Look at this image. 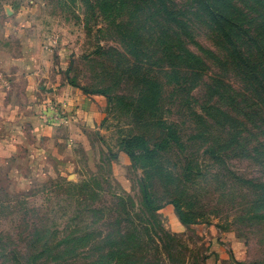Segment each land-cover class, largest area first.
<instances>
[{"label": "rangeland", "instance_id": "374dc122", "mask_svg": "<svg viewBox=\"0 0 264 264\" xmlns=\"http://www.w3.org/2000/svg\"><path fill=\"white\" fill-rule=\"evenodd\" d=\"M259 1L0 0V254L8 250L7 236L18 240L56 201L67 206L70 185L87 184L80 196L95 198L83 207L108 215L117 195L139 219V243L122 249L118 264H264V125L252 109L253 124L232 128L227 120L238 123L228 108L232 94H205L215 74L233 90L241 84L227 72L234 50L221 37L222 30L238 31L221 30L203 9L235 5L241 15L230 9L224 17L252 34L248 21L264 22ZM186 53L198 56L202 74L191 78ZM66 84L102 102L95 127L68 122L55 95ZM214 102L224 115L207 118L199 108ZM223 129L238 132L239 142ZM135 138L165 149L152 160ZM163 172L173 185L156 180ZM147 188L157 215L145 207ZM172 199L176 207L166 203ZM74 201L73 233L66 238L79 254L83 232L94 240L112 219L78 223L80 197ZM66 210L50 223L63 226ZM180 218L189 224L177 232L172 222ZM9 260L1 257L0 264H13Z\"/></svg>", "mask_w": 264, "mask_h": 264}, {"label": "trees", "instance_id": "16d2710c", "mask_svg": "<svg viewBox=\"0 0 264 264\" xmlns=\"http://www.w3.org/2000/svg\"><path fill=\"white\" fill-rule=\"evenodd\" d=\"M261 1V0H260ZM256 2L257 4L261 5ZM264 1V0H263ZM262 7L264 8V4L262 3ZM224 10H230L236 12V15L239 14V10L236 9L235 5L231 3H226V6H221ZM207 15H211L212 22L216 25H219L221 30L223 28H234L238 31V34H233L231 31L226 32L222 30L224 33H221V37L225 43L230 45L231 49L234 50L232 56L233 67H230L227 72H233L236 77H238V81L241 84L239 88H235V90L231 89V87L226 82L223 83L221 78L218 75L210 76V82L205 84V94L216 93V95H222L229 91L232 94V98L229 96L230 105L228 108L232 109L235 112L237 121L227 120L230 122L232 128H247L246 123L253 124L255 118H259V122L261 126L264 125V35L257 34L258 31H264V22L261 24H257L253 21H248L250 27H253L252 34L249 31L241 30L240 24L233 20V17H224V10L218 11L214 5L206 3L203 8ZM170 15V14H169ZM173 16H170V20L173 21ZM220 18V19H219ZM255 23V24H254ZM227 33V34H226ZM257 34V35H256ZM264 34V33H263ZM172 59L180 60L181 56L172 54ZM187 59L190 60L192 66L188 69L191 78L193 76H197L202 74L200 69L201 60L198 56L191 55L190 53H186ZM225 64H221V69H223ZM176 73V68L174 67L173 74ZM206 75V74H204ZM231 85V84H230ZM219 91L223 92L220 93ZM248 95V96H247ZM254 100V104L248 105V101ZM223 102V99L220 102ZM240 101V103H237ZM221 104H217L214 102L213 104L207 103L205 106L199 108L202 113H205V116L211 115V113H216L217 116H223V107L219 106ZM226 105V104H225ZM242 105V109L241 106ZM253 107V108H252ZM241 109V110H240ZM252 109H256L257 112L254 113L253 117L249 115V112ZM194 116L198 118H202L199 115ZM224 118V117H223ZM222 128H231L228 127V124H223ZM259 128V127H258ZM223 134L226 138L235 141L236 133L238 132H227L226 130H222ZM241 134V133H239ZM137 141V147L141 149L144 154L150 157L152 160H156L157 156H159V152L165 149L161 144L154 145L152 148L147 147L145 142L141 138H135ZM239 139L235 141L237 144ZM167 147L168 143L165 142ZM129 147H133L132 144H129ZM264 151V148L262 149ZM216 159L217 158H213ZM264 159V158H263ZM160 169V167L152 165V170ZM170 173L163 172V174L155 175L159 180L161 178H165L170 180V184L173 185V181L169 178ZM155 180V181H156ZM82 189L88 190L89 186L85 185H70L66 191H72L67 197V206L64 204H60L59 201H56L57 204L53 206L48 215L42 218V221L38 224L33 225L28 229V232L21 236H18L19 239L15 240L14 236H7L8 242L5 247H8V250L2 248V252L0 254V258H10V262L13 264H106L107 260L113 261L115 260L118 264L122 258L124 252L122 249H126L127 245L130 243H139V238L137 237V226L135 222H138L139 219L134 218L133 210L127 211L126 208V200L124 198H120L117 195H112L114 199H116V207L110 208L108 211L109 214H105L101 211H95L91 206H82L83 202L88 201V198H95L88 194H85L82 198L80 196L83 194L81 192ZM66 191L64 194L66 195ZM149 188L142 190L143 200L146 209L153 215H157L160 207H152L151 198L149 196ZM74 192V193H73ZM175 192V191H174ZM174 192H167V195L170 194V197L174 196ZM78 193V194H77ZM179 197L178 194H175V197ZM76 197H80L79 208H75L74 212H78L74 217H78V223H87V221L92 217L96 219L92 222L95 223L96 220L107 221L108 219H112V222L108 224V229L103 231L98 237L94 240H87L86 238L90 235L83 232L85 237V244L83 249L79 254H75V251L78 250L77 246L74 244V240L70 237L66 238L73 233L72 228H74L73 224V216L71 214V208L75 203L74 199ZM58 200V198H56ZM61 201V200H60ZM59 203V204H58ZM166 203H169L176 207V202L174 199L167 200ZM67 222L63 226L61 224L56 223L52 225L50 222L56 221V213L62 212L63 209H68ZM104 211V210H103ZM65 212L63 216H65ZM73 213V212H72ZM105 215V216H104ZM62 216V217H63ZM180 222L183 225L189 224L188 221L180 218ZM90 225L86 226V229H89ZM126 230L125 233L122 232ZM3 234L9 235L10 233L3 232ZM3 236V235H2ZM0 236V239H2ZM59 237V238H58ZM134 249V248H133ZM110 263V262H108Z\"/></svg>", "mask_w": 264, "mask_h": 264}, {"label": "crops", "instance_id": "0c3cea01", "mask_svg": "<svg viewBox=\"0 0 264 264\" xmlns=\"http://www.w3.org/2000/svg\"><path fill=\"white\" fill-rule=\"evenodd\" d=\"M57 100H63L69 116L68 122L84 126L85 124L96 126L103 112L102 102L94 97H88L81 90L68 86L66 84L57 93ZM172 225L177 232L183 231L181 222L173 221Z\"/></svg>", "mask_w": 264, "mask_h": 264}]
</instances>
